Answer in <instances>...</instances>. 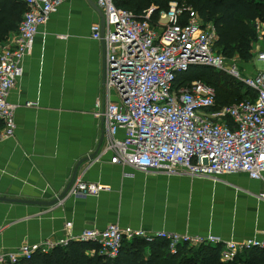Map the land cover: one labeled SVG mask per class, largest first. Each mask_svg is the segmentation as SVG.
<instances>
[{
	"label": "crops",
	"instance_id": "obj_1",
	"mask_svg": "<svg viewBox=\"0 0 264 264\" xmlns=\"http://www.w3.org/2000/svg\"><path fill=\"white\" fill-rule=\"evenodd\" d=\"M97 1H65L41 28L10 94L9 101L18 106L17 129L13 137L0 140V197L32 203L63 197L53 205L0 201V253L77 238L112 223L147 233L213 234L225 241L261 237L264 179L245 173L207 179L141 172L111 162L105 153L106 122L95 117V104L104 99L108 56L105 37V43L92 37V28L104 23ZM260 25L253 58L237 59L246 76L264 68L257 60L264 52ZM78 180L105 189L96 197L69 196Z\"/></svg>",
	"mask_w": 264,
	"mask_h": 264
},
{
	"label": "built area",
	"instance_id": "obj_2",
	"mask_svg": "<svg viewBox=\"0 0 264 264\" xmlns=\"http://www.w3.org/2000/svg\"><path fill=\"white\" fill-rule=\"evenodd\" d=\"M27 7L17 32L0 42V140L15 135L17 105L9 101L23 76L24 61L34 48L42 27L66 0H21ZM106 20L108 49L104 99L95 104V117L103 118L109 135L105 153L113 164L137 171L151 170L169 175L218 179L245 173L264 179V68L256 75H244L237 64L216 52L217 32L192 9L171 3L151 23L154 7L137 18L115 5V0H98ZM93 39H102L101 25L92 28ZM257 60L264 66V52ZM192 66L225 71L256 93L254 99L218 108L216 90L202 81L184 87L176 83L179 73ZM113 94L116 100L113 99ZM27 107L33 106L27 103ZM105 188L76 181L69 196L96 197ZM264 200V192L260 195ZM72 224L68 222L67 228ZM165 240L176 254L180 245L222 246L221 260L235 261L254 248H264V233L242 242L225 241L213 234L147 233L143 229L112 223L105 229H88L77 238L26 244L0 253V264H17L48 253L70 240L95 242L110 259L119 256L124 241Z\"/></svg>",
	"mask_w": 264,
	"mask_h": 264
},
{
	"label": "trees",
	"instance_id": "obj_3",
	"mask_svg": "<svg viewBox=\"0 0 264 264\" xmlns=\"http://www.w3.org/2000/svg\"><path fill=\"white\" fill-rule=\"evenodd\" d=\"M171 3L184 8L185 17L187 10L192 9L204 22L214 24L216 52L228 61L249 62L253 58V44L260 38L256 23H264V0H115L117 7L131 11L137 18H143L154 7L153 25L158 23L160 12L167 11ZM26 11L27 7L21 0H0V42L18 31ZM216 70L208 66H192L178 74L176 83L184 87L202 81L213 86L220 109L256 97L253 90L229 75L230 78L217 79ZM228 79L233 80L236 87L230 85ZM221 252L222 246L190 248L180 245L177 253L173 254L165 240L150 243L144 239H133L124 241L119 256L110 259L101 253V246L95 242L70 240L66 245L57 246L48 253L38 252L31 260L17 264H237L243 258L242 264H264V248L244 252L232 262L222 261Z\"/></svg>",
	"mask_w": 264,
	"mask_h": 264
},
{
	"label": "water",
	"instance_id": "obj_4",
	"mask_svg": "<svg viewBox=\"0 0 264 264\" xmlns=\"http://www.w3.org/2000/svg\"><path fill=\"white\" fill-rule=\"evenodd\" d=\"M102 14H103V12H102ZM103 16H104V14H103ZM105 28H106V21H105V16H104V23H103V26H102V39H103V43H105V41H104ZM62 197L59 198V199H57V201H55L54 203H32V202H29V201L12 200V199H6V198H1V197H0V201H3V202H15V203H27V204H40V205H53V204H56L60 199H62Z\"/></svg>",
	"mask_w": 264,
	"mask_h": 264
},
{
	"label": "rangeland",
	"instance_id": "obj_5",
	"mask_svg": "<svg viewBox=\"0 0 264 264\" xmlns=\"http://www.w3.org/2000/svg\"><path fill=\"white\" fill-rule=\"evenodd\" d=\"M261 26V28H263L264 27V25H260ZM260 30V29H259ZM262 30H260V32H261ZM264 35V34H263ZM233 64H237V65H239V63H238V61L237 60H232V61H228L227 62V66L229 67V66H231V65H233ZM214 73L217 75V79H219L220 77H222V78H225V77H227V78H230L229 76H228V73H226L225 71H220V70H216V71H214ZM226 79V78H225ZM228 82L230 83V85H233V87H236V83L233 81V80H230V79H228ZM239 91V90H238Z\"/></svg>",
	"mask_w": 264,
	"mask_h": 264
}]
</instances>
